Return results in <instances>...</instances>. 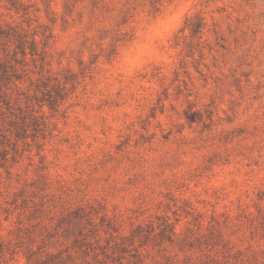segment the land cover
Masks as SVG:
<instances>
[{
	"label": "rangeland",
	"instance_id": "1",
	"mask_svg": "<svg viewBox=\"0 0 264 264\" xmlns=\"http://www.w3.org/2000/svg\"><path fill=\"white\" fill-rule=\"evenodd\" d=\"M0 264H264V0H0Z\"/></svg>",
	"mask_w": 264,
	"mask_h": 264
}]
</instances>
